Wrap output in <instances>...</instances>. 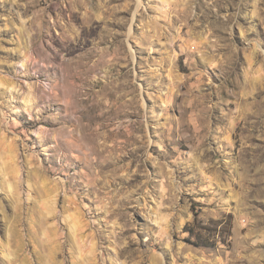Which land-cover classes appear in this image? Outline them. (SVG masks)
Instances as JSON below:
<instances>
[{
  "label": "rangeland",
  "instance_id": "374dc122",
  "mask_svg": "<svg viewBox=\"0 0 264 264\" xmlns=\"http://www.w3.org/2000/svg\"><path fill=\"white\" fill-rule=\"evenodd\" d=\"M0 264H264V0H0Z\"/></svg>",
  "mask_w": 264,
  "mask_h": 264
},
{
  "label": "trees",
  "instance_id": "16d2710c",
  "mask_svg": "<svg viewBox=\"0 0 264 264\" xmlns=\"http://www.w3.org/2000/svg\"><path fill=\"white\" fill-rule=\"evenodd\" d=\"M196 216V215H195ZM214 223V230H210L206 227L200 226V223L196 221V219L193 220L192 223L187 224L184 227V232L188 234L189 239H192V243L195 246L198 247H206V248H212L217 245V236L220 235L221 231L217 232V227L222 224H227V229L230 231L231 228V222L230 217L227 221L223 222V220L215 221ZM223 243V241H220Z\"/></svg>",
  "mask_w": 264,
  "mask_h": 264
},
{
  "label": "bare ground",
  "instance_id": "6f19581e",
  "mask_svg": "<svg viewBox=\"0 0 264 264\" xmlns=\"http://www.w3.org/2000/svg\"><path fill=\"white\" fill-rule=\"evenodd\" d=\"M114 156H115V154H113V155H108V158H110L111 159V162H114V160L116 159V158H114ZM102 158V161H105V162H107L106 163V166H109V163H111V162H108V160L106 159V157H105V155L104 156H102L101 157ZM120 158V157H119ZM119 160V159H118ZM98 161V160H97ZM102 161H98V162H102ZM117 161V160H116ZM97 162V163H98ZM117 163V162H116ZM115 164V163H114ZM115 173H117L118 172V169L116 168L115 169V171H114ZM107 189V188H106ZM110 194V191H108V192H105L104 193V197H106L109 201H116V199L114 198H109V197H107L108 195ZM116 196V195H115ZM106 198H104V199H106ZM117 203H119V206L117 207V209H116V211H120V209H121V206L125 203V201H121V200H117ZM109 204V203H108Z\"/></svg>",
  "mask_w": 264,
  "mask_h": 264
}]
</instances>
